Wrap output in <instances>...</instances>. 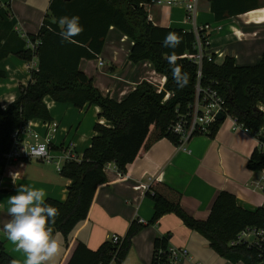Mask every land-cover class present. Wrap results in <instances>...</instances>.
<instances>
[{
    "label": "trees",
    "instance_id": "obj_1",
    "mask_svg": "<svg viewBox=\"0 0 264 264\" xmlns=\"http://www.w3.org/2000/svg\"><path fill=\"white\" fill-rule=\"evenodd\" d=\"M150 0H50L42 25L36 34H28L30 41L38 45L35 55L38 68L31 72L29 82L20 96L3 108L0 105V181L7 172L5 154L12 147L14 133L21 134L27 123L34 119H51L47 102L66 103L78 109L100 107L99 118L107 123H96L91 144L81 161L67 162L61 174L71 182L66 201L46 198V202L59 210L52 228L63 233L67 247L73 246L68 260L63 264H120L127 256L132 239L144 228L134 222L120 243L103 242L98 249L89 248L80 240L70 241V234L81 220L89 217L97 189L108 182L105 173L108 163H115L125 172L129 163L143 156L157 140L176 137L166 132L175 118L176 109H184L194 99L198 65L192 59L197 56L194 48L195 33L182 28L162 27L149 20L145 5ZM216 19L242 14L255 6L252 0H211ZM250 8V9H249ZM9 5L0 7V62L15 54L25 61L34 58L27 41L16 30V20ZM64 16H79L84 31L73 42L62 41L58 20ZM11 17V18H10ZM114 26L129 36L134 44L129 61H150L154 69L166 76L164 88L157 92L153 85L143 81L123 100L117 101L103 95L93 79L81 68L83 59H96L101 54L110 28ZM169 32L182 37L177 49L163 46ZM176 56V64L190 74V83L178 89L171 75L168 58ZM215 59V54H213ZM201 84L218 82V89L227 98L231 115L250 132L264 142L261 129L264 126V53L261 60L251 66H238L233 57L227 56L222 64L203 60ZM5 72L0 70V77ZM172 93L171 98H167ZM221 122L214 126L211 136L218 131ZM253 171H264V151L255 148L247 162ZM1 190V189H0ZM264 191V186H263ZM147 194L154 202V215L149 224H155L168 213L177 214L184 223L210 241V246L222 257L233 263L263 264L264 256L258 246L230 245V242L247 227L264 229V207L254 211L240 207L236 197L221 192L216 198L206 221L189 216L181 207V194L167 185L153 181ZM170 235L157 237L156 254L167 260ZM0 264H13V258L0 249Z\"/></svg>",
    "mask_w": 264,
    "mask_h": 264
},
{
    "label": "crops",
    "instance_id": "obj_2",
    "mask_svg": "<svg viewBox=\"0 0 264 264\" xmlns=\"http://www.w3.org/2000/svg\"><path fill=\"white\" fill-rule=\"evenodd\" d=\"M252 1L256 2L251 7L254 9L219 21L212 11L211 0H199L192 21L187 20V11L181 5L147 3L145 7L149 20L158 26L191 31L195 25H211L213 31H210L207 51L215 54V62H224L229 56L238 66H251L254 64L238 61L242 57L260 60L264 53V0ZM6 5L10 6L17 22L15 30L25 38L35 33L27 32L26 35L20 29L28 31L30 27L42 24L50 0H0V7ZM219 26L222 27L220 30ZM133 44L129 36L112 26L99 55L104 65L99 64V57L81 61L80 68L93 79L101 93L117 101L123 100L143 81L151 83L157 92L166 83V76L158 73L150 61H129ZM26 64L27 61L15 54L0 62V70L5 72V76L0 77V105L3 108L14 102L27 86ZM259 108L264 113V106ZM48 109L49 121L34 119L30 124L33 130L45 135L47 125L57 123L53 149L72 142L74 151L84 154L96 134L95 124L107 123L104 118H99L100 107L95 105L78 109L71 104L49 101ZM261 132L264 134V126ZM257 147L260 148L257 135L244 128L233 129L231 121L222 123L214 136L193 137L186 149L168 137L157 140L143 156L129 163L125 172L114 163L106 169L108 182L98 187L89 217L76 224L70 241L80 240L96 250L114 234L124 237L134 222L144 220V228L132 239L128 254L120 264H152L155 239L168 234L169 245L189 251V256L179 264H244L233 263L219 255L208 239L187 226L175 213L165 214L157 223L149 224L154 215V202L147 189L153 181H158L179 192L183 210L200 221L208 219L216 198L223 191L233 194L240 207L254 211L264 207L263 171L256 172L247 167L248 159ZM70 182L57 170L55 163L26 160L8 166L0 181V249L3 246L13 258V264H24L25 256L3 232V226L11 219L9 197L21 186H31L44 189L46 198L66 201ZM53 235L60 241L61 250L52 264H63L72 254L73 246L67 247L63 233L56 230Z\"/></svg>",
    "mask_w": 264,
    "mask_h": 264
},
{
    "label": "built area",
    "instance_id": "obj_3",
    "mask_svg": "<svg viewBox=\"0 0 264 264\" xmlns=\"http://www.w3.org/2000/svg\"><path fill=\"white\" fill-rule=\"evenodd\" d=\"M199 0H150L149 3L157 5L184 6L187 11V20L192 21L193 15L197 11ZM222 27L219 26L220 30ZM189 31V30H187ZM195 33L196 41L194 48L197 50V56L192 59L198 65L197 83L195 85L194 99L189 102L185 108L176 109L175 118L168 124L166 132L176 137V143L182 149H186V144L197 135H210L217 122H232V128H245L238 122L237 118L231 115L227 98L220 92L218 82H211L206 86L201 84L202 64L204 59L215 61L213 54L207 51L209 44V35L212 30L211 25H195L191 30ZM26 38V36H24ZM27 48L32 49L33 53L38 41L33 44L30 39H26ZM99 64L104 65V61L99 57ZM38 68V59L34 53V58L28 61L26 69L31 72ZM49 105V102H47ZM223 113L225 119L220 121L217 119L218 114ZM57 123L51 122L47 125V133L41 134L37 130H33L30 122L24 125L21 134L14 133L12 135L13 144L9 152L5 154L7 166L14 163L37 159L45 162H54L57 170L61 173L64 165L70 161H81L83 154L74 151V144L69 142L56 149L52 148V140L56 132ZM263 134L262 132H260ZM260 148L264 151V142H260ZM112 163H108L105 169H108ZM115 164V163H114ZM264 186V171L262 177V187ZM144 224V220H140ZM123 237L114 234L111 241L115 244L120 243ZM246 244L247 246H258L261 249V255L264 256V229L258 227H247L243 229L230 242V245ZM161 253L156 254L154 264H179L182 259L189 256L186 248H180L169 245L167 248V260L163 261ZM264 264V263H263Z\"/></svg>",
    "mask_w": 264,
    "mask_h": 264
},
{
    "label": "clouds",
    "instance_id": "obj_4",
    "mask_svg": "<svg viewBox=\"0 0 264 264\" xmlns=\"http://www.w3.org/2000/svg\"><path fill=\"white\" fill-rule=\"evenodd\" d=\"M59 35L64 42H73L74 37L83 31L79 16L59 18ZM182 37L169 32L163 40V46L177 49ZM172 79L178 89H184L190 83V74L176 64V56L168 58ZM46 191L31 186H21L15 195L8 199L10 221L3 226L7 239L25 256L24 264H52L61 250L60 241L53 235L52 225L59 215L55 206L46 202Z\"/></svg>",
    "mask_w": 264,
    "mask_h": 264
},
{
    "label": "rangeland",
    "instance_id": "obj_5",
    "mask_svg": "<svg viewBox=\"0 0 264 264\" xmlns=\"http://www.w3.org/2000/svg\"><path fill=\"white\" fill-rule=\"evenodd\" d=\"M41 25L42 24H37V25H35V26H33V27H30L29 29H28V31H27V29L26 30H24V29H20V32H22V33H27V32H33V33H37L38 32V30L40 29V27H41ZM28 34V33H27ZM26 34V35H27ZM21 35V34H20ZM25 39H28V36H26V38ZM212 53V52H211ZM257 60H259V59H253V58H250V57H242V59H240L238 62L239 63H242V64H256L255 62H259V61H257ZM27 63H28V61H27ZM223 62L221 61V62H219L218 61V64H222ZM28 76H29V78H30V76H31V74H28ZM171 96H172V93H169L168 94V97L167 98H171ZM80 122V121H79ZM84 126L85 127H87L88 126V123L87 122H85L84 123ZM74 131H75V126L72 128ZM73 133V132H72ZM33 161H40V160H37V159H32ZM42 163H46V164H48V163H50V164H53L54 162H45V161H41Z\"/></svg>",
    "mask_w": 264,
    "mask_h": 264
},
{
    "label": "water",
    "instance_id": "obj_6",
    "mask_svg": "<svg viewBox=\"0 0 264 264\" xmlns=\"http://www.w3.org/2000/svg\"><path fill=\"white\" fill-rule=\"evenodd\" d=\"M217 119L222 121L225 119V115L223 113H220V114H218ZM52 229H53V234H54L56 229H54V228H52Z\"/></svg>",
    "mask_w": 264,
    "mask_h": 264
}]
</instances>
